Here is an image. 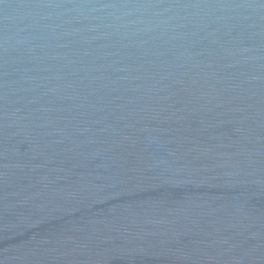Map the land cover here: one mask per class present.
I'll use <instances>...</instances> for the list:
<instances>
[{"label":"water","instance_id":"1","mask_svg":"<svg viewBox=\"0 0 264 264\" xmlns=\"http://www.w3.org/2000/svg\"><path fill=\"white\" fill-rule=\"evenodd\" d=\"M0 264H264V0H0Z\"/></svg>","mask_w":264,"mask_h":264}]
</instances>
